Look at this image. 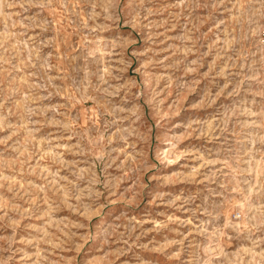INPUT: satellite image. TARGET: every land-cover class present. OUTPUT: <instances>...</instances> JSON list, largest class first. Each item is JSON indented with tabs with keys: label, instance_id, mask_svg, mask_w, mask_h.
Here are the masks:
<instances>
[{
	"label": "rangeland",
	"instance_id": "374dc122",
	"mask_svg": "<svg viewBox=\"0 0 264 264\" xmlns=\"http://www.w3.org/2000/svg\"><path fill=\"white\" fill-rule=\"evenodd\" d=\"M0 264H264V0H0Z\"/></svg>",
	"mask_w": 264,
	"mask_h": 264
},
{
	"label": "bare ground",
	"instance_id": "6f19581e",
	"mask_svg": "<svg viewBox=\"0 0 264 264\" xmlns=\"http://www.w3.org/2000/svg\"><path fill=\"white\" fill-rule=\"evenodd\" d=\"M172 143V142H171Z\"/></svg>",
	"mask_w": 264,
	"mask_h": 264
}]
</instances>
